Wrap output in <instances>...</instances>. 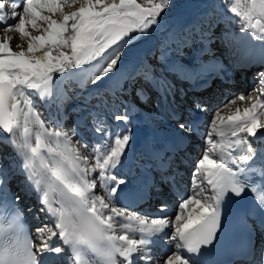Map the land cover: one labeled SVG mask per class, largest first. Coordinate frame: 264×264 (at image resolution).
I'll return each instance as SVG.
<instances>
[{"label":"snow or ice","instance_id":"1","mask_svg":"<svg viewBox=\"0 0 264 264\" xmlns=\"http://www.w3.org/2000/svg\"><path fill=\"white\" fill-rule=\"evenodd\" d=\"M174 6V0H0V143L12 148L0 156V264H205L223 236L226 206L246 199L243 235L231 255L264 264V243L256 247L249 223L264 233V146H253L264 141V72L253 77L259 95H234L214 109L203 134L195 114L207 112L204 102L195 101L182 119L173 113L172 140L159 146L146 140L142 159L130 163L137 108L129 97L143 101L151 91L159 106L175 92L170 76L194 82L205 75L197 59L184 60L193 35L204 43L202 52L210 51L203 27L166 34L155 65L129 63ZM212 7L264 41V0H219ZM227 55L237 66L264 65V44L255 58L245 48ZM76 77L68 91L82 103L66 129L69 96L60 88ZM246 100L249 106L232 110ZM38 105L50 109L47 118ZM192 137L204 148L184 193L175 159ZM137 184L165 185L176 202L140 210L145 196L133 197Z\"/></svg>","mask_w":264,"mask_h":264},{"label":"rangeland","instance_id":"2","mask_svg":"<svg viewBox=\"0 0 264 264\" xmlns=\"http://www.w3.org/2000/svg\"><path fill=\"white\" fill-rule=\"evenodd\" d=\"M177 1L178 0H174V3ZM138 2L143 3L144 0H138ZM218 2L219 0H185L182 6L177 7L176 9H171V11L168 12L167 17H165L163 21L160 31L156 34L155 37L157 45L159 40L165 38L166 34H179L183 30L191 29L192 27H203L205 31L209 32L211 37V42L208 45V47L210 48L209 52L211 54L204 55V52L201 51V49L204 47V43L201 42L198 35H193L190 41L191 46L184 49L185 62L191 59H197L204 65V69L206 66L213 64L222 72H226L227 74L234 72V74L236 75L235 79H237V84L233 83L231 87L232 91L227 97H223L222 101L219 104L217 103L218 99H216L215 97L220 95L221 88H218L217 92L214 90L213 93L209 94V99L212 100V102L208 103V101H202V99L200 98L203 96V94H196L192 91L189 92V89L191 87H188V85L185 83V80L181 81L175 79V77H169V79L172 80L176 86L174 94L169 97L171 103L174 104L172 106L178 113L176 115H179V117H186L188 115V110L192 108L194 102L197 100L202 101L207 105V112H205L207 117H203L205 121L203 123H200L201 134H203V132L205 131V127L208 121L211 119L214 109L220 108V106L223 105L226 101L231 100L234 95L244 93L247 96L250 92L254 97L259 95L258 93L253 92L254 85L255 83H257V81H254L253 77L257 72H264V65L256 64L253 65V71H250L249 73V70L253 66L250 68L245 66H237L235 60L230 59L227 55L229 49L236 50L245 48L247 50H250L255 58L258 56L260 46L264 44V41L257 40L250 31L244 32L240 30L238 25L232 19H225V14L221 9L212 7V5L217 4ZM18 43H20L18 39L14 40L12 42V46L15 48L16 44ZM155 52L156 50L143 58L141 57V55L133 53L129 57V63L135 64L139 60L143 59L155 65L156 61L155 56L153 55V53ZM217 61L222 62V67L217 63ZM78 79V77L69 78L60 88L61 93L67 91L69 96V99L64 104V110L66 113H68L69 117L64 122V128L66 129H70L73 126V122L75 120V114H73L71 111L72 108L82 103L81 99L74 98L73 93L71 91H68L70 86L75 87ZM88 87L91 88L92 86L89 85ZM207 95L208 94H206L205 97H208ZM129 99L133 101L137 109L139 108L151 115L154 114L153 116L161 118L162 120L164 119L162 117L163 113L161 111L164 107L162 106V104L158 106L155 93L149 91L146 99L143 101L137 99L135 96H131L129 97ZM249 104L250 101L248 100L244 102L237 101V104L233 106L232 110H234L235 107L243 108L245 106H249ZM36 108L46 115H48L49 113V108L44 107L43 105H38ZM53 108H55V106H53L52 109ZM221 114L228 115L230 114V110L228 108H222ZM81 131L84 132L86 139L91 140L90 133L86 132L84 129H81ZM195 138L197 139L196 142L198 143L191 145L192 142H195ZM190 142L191 143L189 145L182 146V150L178 151V156L180 158L175 159V163L182 170V180L180 181L179 188L180 190L183 188L186 189V192L192 186L191 170L194 166V162L204 148V141L202 139L192 137V139H190ZM5 148L6 147H4V145L0 146L1 154L7 153V148ZM181 161L183 162L181 163ZM152 176L155 178L156 184L160 185V174L157 172H152ZM20 179L21 177L17 176V178L12 181L13 186H11L13 188V191H17L16 183ZM161 189L162 190L154 189L152 194H150L151 198H148L147 202L144 204L145 207H148L150 210H155L161 202L166 201L170 205H173L176 202V197L173 194V191H171L165 185H161ZM98 194H103V192L100 190L98 191ZM21 203L24 205L23 200L21 201ZM29 203H34V200H30ZM138 208L140 209L141 207Z\"/></svg>","mask_w":264,"mask_h":264},{"label":"bare ground","instance_id":"3","mask_svg":"<svg viewBox=\"0 0 264 264\" xmlns=\"http://www.w3.org/2000/svg\"><path fill=\"white\" fill-rule=\"evenodd\" d=\"M208 54H211V53L210 52H204V55H208ZM138 55H141L142 58L145 56H148V54H146V53H141ZM254 65H256V64H254ZM248 68H250V67H248ZM253 69H254V66L249 70V73H250V71H253ZM204 70H205V73L206 72H208V73H206L204 75L203 79H200V80L194 81V82H190L191 89H189V92L192 91L193 93H196V94H203V96L200 98L205 100L206 102L208 101V103H209V102H212V100L209 99L210 98L209 94L213 93L214 90L217 92L218 88H222V92L220 93V95L215 97L216 99H218L217 103L219 104L222 101V98L227 97L229 95V93L232 91L231 87H232L233 83L237 84L236 83L237 79H235L236 75L234 74V72L230 73V74H227L226 72H222L213 64L206 66ZM215 74H217V75H215ZM195 84H199V86H197ZM198 88H201V89H198ZM206 94H208L207 95L208 97H205ZM184 103H187V102H184ZM172 105H174V104L171 103L170 99H168V101L166 103L162 104V106L164 107L161 110L163 113V116H162L164 118L163 120L161 118L153 116V115H151L145 111H142L139 108L137 109L136 122L134 123L133 128H132L134 143L131 146L130 163L132 161H139L142 159L143 152H144V145H145L146 140L155 143L157 146H159L160 144H163L165 142H170L172 140V129L174 128L175 123H176L175 122L176 119L174 118L173 113L178 114L176 109ZM53 109H51V110L55 111V108H53ZM49 110L50 109H48V111ZM36 111L41 114L42 118H47L48 115H46L45 113H42L39 109L36 108ZM195 115L199 118V123H203L205 121V119L203 117H207L205 113H196ZM177 117L181 118V119L184 118V117H179V115H177ZM0 139H2V138H0ZM196 140L197 139L195 138V142H192V143L190 142V140H186V141H184L183 146L189 145L190 143H191V145L192 144L194 145L195 143H198V142H196ZM1 145H4V147L7 148V151H6L7 153L12 152V148L10 146H8L7 144L0 143V146ZM253 146L256 148H260L261 146H264V141L253 142ZM2 155L3 154L0 153V156H2ZM178 158H180V157L178 156V152H177L176 159H178ZM136 175L137 176L140 175L139 170L136 171ZM16 178L17 177H15L13 179V181ZM183 182H184V180H183ZM12 186H13V184H12ZM154 189H156V188L143 189L142 186L139 184L134 186L133 192H132L133 197L135 195H140V194H143L145 196V199H143L137 205V207H141L140 210H143L145 212L154 211V210H150L148 207L144 206V204L147 202V199L151 198L150 194H152ZM98 191H100L99 186L97 188V192ZM180 191L186 193V189H184V188L181 189ZM250 223L252 224V226L254 225L253 222H250ZM259 244H261V241Z\"/></svg>","mask_w":264,"mask_h":264},{"label":"water","instance_id":"4","mask_svg":"<svg viewBox=\"0 0 264 264\" xmlns=\"http://www.w3.org/2000/svg\"><path fill=\"white\" fill-rule=\"evenodd\" d=\"M156 50L155 38L147 43L140 44L136 49L133 50L134 54L146 53L150 54ZM2 138V137H0Z\"/></svg>","mask_w":264,"mask_h":264},{"label":"trees","instance_id":"5","mask_svg":"<svg viewBox=\"0 0 264 264\" xmlns=\"http://www.w3.org/2000/svg\"><path fill=\"white\" fill-rule=\"evenodd\" d=\"M185 0H178L177 2L174 3V7L172 9H176L177 7H180L184 4Z\"/></svg>","mask_w":264,"mask_h":264}]
</instances>
